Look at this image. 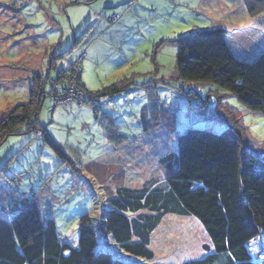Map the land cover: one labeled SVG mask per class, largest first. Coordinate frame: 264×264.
Instances as JSON below:
<instances>
[{"label":"rangeland","instance_id":"rangeland-1","mask_svg":"<svg viewBox=\"0 0 264 264\" xmlns=\"http://www.w3.org/2000/svg\"><path fill=\"white\" fill-rule=\"evenodd\" d=\"M113 16L117 20L110 22ZM263 16L264 2L243 0H0V120L28 101L33 76H46L51 62L53 80L62 67L80 61L82 84L102 93L98 113L81 99L78 85L71 86L78 91H71L76 103L66 105L67 97L43 102L38 124L69 162L37 132L10 136L0 147V217L12 219L34 205L43 219L56 221L63 240L78 247L79 221L89 214L99 250L135 260L107 239V201L117 188L163 182L169 172L160 161L175 153L180 134L233 126L264 156V111L248 110L213 85L189 81L180 90L176 79L177 41L203 30H227L235 57L256 61L264 50V28L250 26ZM193 86L198 96L188 95ZM208 96H220V106L196 111ZM211 245L195 217L168 215L149 246L155 260H136L182 264L206 257ZM248 248L264 264V233Z\"/></svg>","mask_w":264,"mask_h":264},{"label":"trees","instance_id":"trees-1","mask_svg":"<svg viewBox=\"0 0 264 264\" xmlns=\"http://www.w3.org/2000/svg\"><path fill=\"white\" fill-rule=\"evenodd\" d=\"M248 8L250 13L254 11V5ZM113 17L110 22L118 16ZM256 22L264 28V16ZM228 43V31L223 28L180 37L176 62L179 89L186 90L189 81L200 86L213 85L236 96L248 110L263 112L264 50L250 63L237 59ZM53 65L51 62L46 76H33L26 103L3 113L0 147L10 136L37 132L67 163L69 159L61 147L38 124L44 100L49 97L53 101L52 82L60 79L62 73L77 80L85 103L95 113L100 109L97 98L102 93L88 91L74 65L62 67L52 80ZM68 87L65 83L64 88ZM117 90L114 87L113 91ZM188 95L198 96L194 86ZM221 99L208 96L195 110H213L216 104L220 106ZM73 103L76 102L70 104ZM160 162L169 172L163 182L117 188L103 214L107 239L135 260L99 250L98 231L89 214L80 218L79 243L74 247L61 238L56 221L43 219L33 205L12 219L0 217V264H139L136 259L152 262L155 254L149 246L153 233L168 215L195 217L212 243L206 257L182 264H257L248 244L264 233V156L250 149L246 136L233 126L221 133L190 128L177 137L175 153Z\"/></svg>","mask_w":264,"mask_h":264},{"label":"built area","instance_id":"built-area-1","mask_svg":"<svg viewBox=\"0 0 264 264\" xmlns=\"http://www.w3.org/2000/svg\"><path fill=\"white\" fill-rule=\"evenodd\" d=\"M74 69H75V72H77L78 74L80 73V61H79V63L75 64ZM65 83L69 84V87H68L67 90L64 88ZM53 84L54 85L56 84L55 86H59V88L56 87L58 89V90H56V97H55V93L51 94V97H52L54 102L55 101H61V97L69 98L70 99V100H68L69 104L74 102V100H76V99L78 100L79 99V98L73 99L75 97L74 93L75 92L78 93V91L75 90L76 89V85H78V84H77V80L73 79L72 77H69V76L61 77L60 79H58L56 81H53L52 85ZM72 84H73V86H75L74 90H71ZM71 91H75V92H71ZM79 91L82 93V98L81 99L85 100L84 95H83V91H81L80 89H79ZM65 103H67V102L61 103L60 105L65 104ZM96 108H98V106H96Z\"/></svg>","mask_w":264,"mask_h":264},{"label":"crops","instance_id":"crops-1","mask_svg":"<svg viewBox=\"0 0 264 264\" xmlns=\"http://www.w3.org/2000/svg\"><path fill=\"white\" fill-rule=\"evenodd\" d=\"M253 24V26H250V27H252V28H254L255 26H260L256 21L255 22H253L252 23ZM255 24V25H254ZM228 44H229V46L231 45V42L229 41V34H228ZM230 48H231V50H232V52H233V54H234V50L232 49V47L230 46Z\"/></svg>","mask_w":264,"mask_h":264},{"label":"water","instance_id":"water-1","mask_svg":"<svg viewBox=\"0 0 264 264\" xmlns=\"http://www.w3.org/2000/svg\"><path fill=\"white\" fill-rule=\"evenodd\" d=\"M205 249H206V250H209V247H208V246H205Z\"/></svg>","mask_w":264,"mask_h":264}]
</instances>
